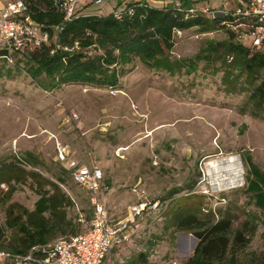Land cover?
Wrapping results in <instances>:
<instances>
[{
  "label": "rangeland",
  "instance_id": "obj_1",
  "mask_svg": "<svg viewBox=\"0 0 264 264\" xmlns=\"http://www.w3.org/2000/svg\"><path fill=\"white\" fill-rule=\"evenodd\" d=\"M122 2L126 6L133 0ZM233 3L228 7L233 8ZM4 5L5 0H0V8ZM85 9L84 14L111 13L107 4L97 9L91 2ZM226 38L224 30L200 34L192 28L174 33L169 57L172 61L191 59L206 41ZM219 67L218 62L200 63L190 75L186 70L170 75L135 60L116 88L70 84L45 91L28 76L23 62L0 60V164L27 152L35 155L43 177L53 182L59 181L58 176L64 179L61 189L76 204L67 209L73 223L78 211L91 217L90 194L63 173L58 146L67 148L69 159L80 165L93 164L102 170L97 197L112 224L125 219L128 209L143 197L164 203L170 191L179 189V197L194 186L193 192L204 196V213L222 210L224 214L229 207L238 215L233 228H239L246 215H258L243 192L245 169L240 154H248L264 171V120L240 113L247 95L225 92ZM230 156L241 170L239 183L226 188L217 181L214 186L207 175L208 165ZM8 189L1 183L0 196L7 195ZM38 189L30 180L16 185L10 199L0 202V226L10 206L32 211ZM161 212L146 214L132 242L110 252L106 262L127 264L137 253L148 252L150 264H185L197 240L190 233L166 230ZM241 257L245 264L264 263V227L258 226Z\"/></svg>",
  "mask_w": 264,
  "mask_h": 264
},
{
  "label": "trees",
  "instance_id": "obj_2",
  "mask_svg": "<svg viewBox=\"0 0 264 264\" xmlns=\"http://www.w3.org/2000/svg\"><path fill=\"white\" fill-rule=\"evenodd\" d=\"M27 1L32 19L42 30L50 33V39L40 47L24 45L13 51L0 47V60L23 62L28 76L43 90L70 84L113 89L135 60L148 69L163 70L170 75L182 70L190 75L200 63L218 62L219 70L224 74L222 85L225 92L247 95L239 106L240 113L264 120V79L261 77L264 51H255L251 43L243 44L238 39L239 32L225 24L232 18L216 16L184 20L174 7L153 8L142 0L126 5L121 10L120 19L113 12L107 15L81 14L87 4L76 12L72 22L65 23L64 13L52 0ZM116 1L120 5L121 0ZM181 6L188 8L187 2ZM55 27L61 28L58 35L53 32ZM192 28L200 34L224 30L227 38L224 41L208 40L193 58L172 61L169 53L174 47V33ZM89 52L92 54L88 55ZM240 158L245 169L243 192L248 195L258 215H246L239 228H233L238 215L229 207L224 214L222 210L217 214L211 210L204 213V196L194 193V186H189L187 194L179 197V189L170 191L163 199L164 203L159 199L151 200L159 201L158 209H162L161 216L166 218V230L173 228L176 233H190L197 240L185 264H245L242 253L255 236L258 226L264 227V171L252 162L248 154H240ZM39 165V159L29 152L12 162L0 164V184L9 186L8 194L0 196V202H7L15 186L28 180L38 184L40 189L36 191L39 198L32 211L17 206L6 210L4 226H0V250L24 255L34 246L51 242L57 234L75 236L86 230L77 223L78 216L82 214L80 211L74 223L68 219L67 209L76 204L61 189L64 179L60 176L58 182L46 179L39 173ZM63 173L70 177L66 167ZM92 214L93 209L91 217ZM216 216L219 217L216 219ZM91 217H86V220ZM108 224L114 225L109 219ZM68 233L71 235H66ZM127 264H150L148 252L137 253Z\"/></svg>",
  "mask_w": 264,
  "mask_h": 264
},
{
  "label": "built area",
  "instance_id": "obj_3",
  "mask_svg": "<svg viewBox=\"0 0 264 264\" xmlns=\"http://www.w3.org/2000/svg\"><path fill=\"white\" fill-rule=\"evenodd\" d=\"M54 5L64 13V22H72L78 10H82L86 0H52ZM109 0H92L95 7H101ZM233 8L228 5L219 9L193 6L175 8L183 19L198 17L215 18L224 16L232 18L225 23L227 27L239 32L238 39L243 43H251L255 51L264 48V0H235ZM84 14V13H81ZM117 19L121 11L113 12ZM55 35L61 32L60 27L53 29ZM175 33H180L176 31ZM50 33L40 28L31 17L27 0H5L0 8V47L13 51L24 45L40 47L47 44ZM59 47V46H57ZM92 53L89 52L88 55ZM57 159L69 171L72 181L90 194L93 209L89 221L80 214L77 223L86 228L75 236H59L44 245L32 247L26 254H13L0 250V264H115L106 262V257L114 249H120L133 240L140 222L146 214L154 213L159 201H145L144 197L128 209L127 217L114 225L108 224V214L98 200L103 181L102 170L96 165H80L69 159V152L63 146L57 147ZM142 196L143 192H137Z\"/></svg>",
  "mask_w": 264,
  "mask_h": 264
},
{
  "label": "crops",
  "instance_id": "obj_4",
  "mask_svg": "<svg viewBox=\"0 0 264 264\" xmlns=\"http://www.w3.org/2000/svg\"><path fill=\"white\" fill-rule=\"evenodd\" d=\"M122 1L123 0H121L120 5H118V2L116 0H109L105 4L108 5V9H110V11L112 13L115 11H121L125 7V6H122L123 5ZM140 1H142V0H133L132 3L140 2ZM183 2H187L188 8L193 7V6L199 7V5H201L204 8L219 9L225 5L226 6L231 5V3H233V0H144L143 1V3L147 4V6L153 7V8H158V9H163L165 7H176L179 4H183ZM89 3H91V0H86L85 5H87ZM104 5H102V6H104ZM101 7H96V8L99 9ZM85 8H84L83 12L87 11V9H85ZM88 14H94V13H88Z\"/></svg>",
  "mask_w": 264,
  "mask_h": 264
},
{
  "label": "bare ground",
  "instance_id": "obj_5",
  "mask_svg": "<svg viewBox=\"0 0 264 264\" xmlns=\"http://www.w3.org/2000/svg\"><path fill=\"white\" fill-rule=\"evenodd\" d=\"M207 175L211 180V184L216 186L217 181H222L225 183L226 188L235 187L242 176L241 170L236 166V163L231 156L211 162L208 165Z\"/></svg>",
  "mask_w": 264,
  "mask_h": 264
}]
</instances>
